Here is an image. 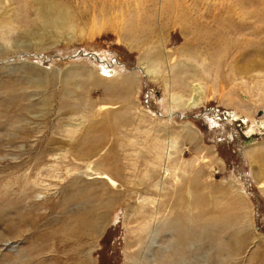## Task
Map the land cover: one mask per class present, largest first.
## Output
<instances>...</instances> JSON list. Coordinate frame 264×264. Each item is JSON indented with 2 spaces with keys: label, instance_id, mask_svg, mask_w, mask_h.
Returning a JSON list of instances; mask_svg holds the SVG:
<instances>
[{
  "label": "rangeland",
  "instance_id": "374dc122",
  "mask_svg": "<svg viewBox=\"0 0 264 264\" xmlns=\"http://www.w3.org/2000/svg\"><path fill=\"white\" fill-rule=\"evenodd\" d=\"M0 2V264H264V0Z\"/></svg>",
  "mask_w": 264,
  "mask_h": 264
},
{
  "label": "bare ground",
  "instance_id": "6f19581e",
  "mask_svg": "<svg viewBox=\"0 0 264 264\" xmlns=\"http://www.w3.org/2000/svg\"><path fill=\"white\" fill-rule=\"evenodd\" d=\"M13 1V0H12ZM23 2V1H22ZM51 2V1H50ZM0 4H2L1 2H0ZM50 4H54L53 2H51ZM4 5V4H3ZM1 7V6H0ZM4 7V6H3ZM2 7V8H3ZM47 7V9L48 10H55L56 12H59V13H61L60 11H59V7L57 6V5H52V6H46ZM1 10V9H0ZM37 10V9H36ZM47 10V11H48ZM63 10V9H62ZM11 12V11H10ZM45 12V11H44ZM63 12V11H62ZM42 13V12H41ZM46 13V12H45ZM64 13V12H63ZM65 14V13H64ZM53 15V14H52ZM260 16V15H259ZM41 19H42V23H43V25L45 26V27H48L49 25H52L53 27H57V28H62L67 22H65V20H61V21H58L60 18L58 17V15H56V16H54V18H51V19H49L48 18V16L46 15V14H41ZM39 17V18H40ZM61 18H62V16H60ZM64 17V16H63ZM65 18V17H64ZM9 20V19H8ZM7 20V21H8ZM63 22V25L61 24ZM3 24V23H2ZM2 24H0V25H2ZM11 24V23H10ZM9 24V25H10ZM41 24V23H40ZM42 25V24H41ZM67 25H68V23H67ZM70 25V24H69ZM42 27V26H41ZM67 27V26H66ZM69 27V26H68ZM43 28V27H42ZM56 28V29H57ZM42 30V29H41ZM262 30V29H261ZM3 34V33H2ZM2 40V39H1ZM243 43V42H242ZM150 46V45H149ZM248 46V45H247ZM245 48V47H244ZM89 56H92V57H94V59L96 60V62H102L96 55H90L89 54ZM157 60V62L158 63H160V64H162L161 63V61H160V59H156ZM173 60H175V59H173ZM167 66H168V68H167V71L165 70L164 72H165V76H166V87L169 89V85H170V81H171V79L169 78L170 77V68H172V64L170 65L169 63L171 62L170 60H169V58H167ZM154 62L155 61H151L150 60V63H149V65H146L145 66V68H144V73H145V75L146 74H148V76H151L152 78H155L156 77V75H158L159 74V72H160V69H161V66L160 65H158L157 63H155L154 64ZM172 62H174V61H172ZM174 63H176V62H174ZM216 63V62H215ZM102 64H104V63H102ZM106 64V63H105ZM165 64V63H164ZM174 65V64H173ZM108 66V65H107ZM164 66V65H163ZM174 67V66H173ZM105 68V67H104ZM102 68L101 69V73L104 75V76H106V77H103V78H106V79H112V80H116L115 79V77H117L116 76V74H117V70L114 68V66H112V64L109 66V67H107V68ZM207 74H208V72H206ZM119 76V75H118ZM101 78V77H100ZM102 79V78H101ZM116 82V81H115ZM196 82V81H195ZM111 84V83H110ZM113 84V83H112ZM114 85V84H113ZM204 84L201 82V81H199V82H197V83H194V88L196 89L194 92H193V96L191 97V98H188L187 100H185L180 94H178V93H173V92H171L170 91V93H169V98L172 100V101H175L176 103H179L181 106H183V107H189V108H192V107H198L200 104H201V102H202V99H203V97H204V93H203V90H200V87H204L203 86ZM244 96V95H243ZM89 104H90V102H89ZM87 106V105H86ZM105 107V106H104ZM89 108V107H88ZM87 109V108H86ZM87 112V111H86ZM233 113V112H232ZM230 117V116H229ZM233 117V116H232ZM236 117V116H235ZM235 117H233V118H235ZM238 118V117H237ZM240 119V118H239ZM244 119V118H243ZM244 121V120H243ZM245 121H246V119H245ZM245 124V123H244ZM19 126V125H18ZM249 128V127H248ZM246 129V128H245ZM249 130V129H248ZM247 130V131H248ZM249 132V131H248ZM248 132H245V133H243V136H248ZM253 133V130H251V134ZM250 137V136H249ZM250 138H254L253 136L252 137H250ZM244 139H245V137H244ZM250 143V142H249ZM248 143V144H249ZM176 145H177V142L173 139V140H169L168 142H167V147H166V149H165V154H166V159H170V155H171V153H173V151H175L176 150ZM243 145L245 146L246 144H244V140H243ZM177 147H178V145H177ZM98 173V172H97ZM100 175H102V176H105V173H99ZM38 177V176H37ZM105 177H101V179L103 180ZM34 181V180H33ZM111 184V183H110ZM27 186H30L31 187V185L29 184V185H27ZM33 186V185H32ZM38 186V185H37ZM24 187V186H23ZM29 187V188H30ZM40 188V187H39ZM21 190V189H20ZM23 191H25V190H23ZM37 195V194H36ZM117 198V196H115V194H112L109 198H107V199H101V198H98V199H96V200H98L99 201V203H98V206L97 207H93V208H88V209H86L85 210V212H86V217H76L75 218V220L77 221V223H78V225L75 227V229L77 228L78 230H80V233H85V232H88V230H89V218H92V217H94V216H101L102 214L100 213V211H102V210H109V209H113L114 208V206H115V199ZM100 210V211H99ZM105 214H106V211H105ZM104 214V215H105ZM106 216V215H105ZM74 219V218H73ZM71 219H69L68 220V222L70 221ZM74 220V221H75ZM73 221V220H72ZM75 221V222H76ZM91 221V220H90ZM92 222H93V219H92ZM96 223V222H95ZM175 223H176V221H175ZM174 224V223H173ZM211 224V223H210ZM212 226L214 227V226H216L215 224H217V222L216 221H213L212 222ZM62 225V224H61ZM65 225V224H64ZM91 225V224H90ZM66 226V225H65ZM95 226V225H94ZM175 226V225H174ZM91 227H92V225H91ZM180 227H182V224L180 223ZM74 228V227H73ZM93 228V227H92ZM95 228V227H94ZM91 230V229H90ZM100 230V229H99ZM96 231V230H95ZM76 232V231H75ZM77 233V232H76ZM70 234V233H69ZM88 234V233H87ZM87 234H86V236H87ZM89 234H90V232H89ZM94 234H95V232H94ZM96 234H97V232H96ZM234 235L232 236V234H231V236L229 237L230 239H232V242H235L237 245H238V248L239 249H235V251L237 250V251H240L239 252V254H241L242 252H241V249H243L244 247H241V244H240V239H239V235L237 234V233H233ZM151 237L150 238H152L154 235H155V231L154 230H151V232H150V234H149ZM217 235V234H216ZM215 235V237H217ZM84 236V235H83ZM70 237V236H69ZM72 237V236H71ZM81 236L79 235V238H80ZM75 238V237H74ZM78 237H76V239H77ZM83 238H85V237H83ZM149 238V239H150ZM67 240V239H66ZM72 240V239H71ZM83 240V239H82ZM85 240V239H84ZM209 240V239H208ZM79 241V240H78ZM65 242V241H64ZM68 242V241H67ZM73 242V241H72ZM149 242V241H148ZM69 244V243H68ZM64 245V244H63ZM234 245V244H233ZM61 246V245H60ZM66 247V246H65ZM181 249H182V245H180L179 246ZM241 247V248H240ZM58 248V247H57ZM60 248V247H59ZM84 248V247H83ZM201 248H202V246H201ZM200 248V249H201ZM206 248V247H205ZM211 248V247H210ZM80 249V248H79ZM82 249V248H81ZM233 249V248H232ZM147 250V249H146ZM206 250V249H205ZM212 250H213V248H212ZM217 250V249H216ZM259 250V249H258ZM75 251V250H74ZM208 251V250H207ZM211 251V250H210ZM218 252V251H217ZM217 252H215V253H217ZM232 252V251H231ZM210 253V252H209ZM221 253V252H220ZM219 253V254H220ZM259 253H261V251L259 250V251H257L256 253H254L253 255L254 256H256V255H258ZM200 254H202V255H204L205 253H200ZM230 254V253H229ZM216 255H218V254H216ZM222 255V254H221ZM74 256V255H73ZM85 256H88L87 254H85ZM201 256V255H200ZM214 257H217V256H214ZM222 257V256H221ZM220 257V258H221ZM178 258V257H177ZM255 258V257H254ZM86 259V258H85ZM169 259V260H168ZM264 259V258H263ZM83 260V259H82ZM249 260H250V258H249ZM87 261H88V259H87ZM86 261V262H87ZM223 259H221L220 260V263L221 264H223ZM253 261V260H252ZM261 261V260H260ZM83 262V261H82ZM85 262V261H84ZM83 262V263H84ZM172 262V259L170 258V257H168L167 256V261H166V264H169V263H171ZM255 262V261H254ZM263 262V261H262ZM203 263H205V261H203ZM216 263V262H215ZM247 263V262H246ZM249 263V262H248ZM80 264V263H79ZM180 264H181V262H180ZM218 264V263H217ZM258 264V263H257ZM262 264V263H261Z\"/></svg>",
  "mask_w": 264,
  "mask_h": 264
},
{
  "label": "water",
  "instance_id": "95a60500",
  "mask_svg": "<svg viewBox=\"0 0 264 264\" xmlns=\"http://www.w3.org/2000/svg\"><path fill=\"white\" fill-rule=\"evenodd\" d=\"M251 140H252V138L245 137L244 144H248L249 142H251Z\"/></svg>",
  "mask_w": 264,
  "mask_h": 264
}]
</instances>
